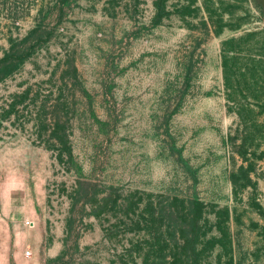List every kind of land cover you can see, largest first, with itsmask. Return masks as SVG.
I'll use <instances>...</instances> for the list:
<instances>
[{
	"label": "rangeland",
	"instance_id": "rangeland-1",
	"mask_svg": "<svg viewBox=\"0 0 264 264\" xmlns=\"http://www.w3.org/2000/svg\"><path fill=\"white\" fill-rule=\"evenodd\" d=\"M0 264H264V0H0Z\"/></svg>",
	"mask_w": 264,
	"mask_h": 264
},
{
	"label": "built area",
	"instance_id": "built-area-1",
	"mask_svg": "<svg viewBox=\"0 0 264 264\" xmlns=\"http://www.w3.org/2000/svg\"><path fill=\"white\" fill-rule=\"evenodd\" d=\"M27 253H28V254H30V253H31V251H30V250H28V251H27Z\"/></svg>",
	"mask_w": 264,
	"mask_h": 264
}]
</instances>
